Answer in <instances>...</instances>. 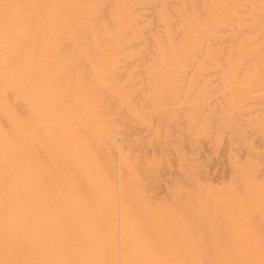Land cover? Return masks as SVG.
I'll return each instance as SVG.
<instances>
[{"label": "rangeland", "instance_id": "obj_1", "mask_svg": "<svg viewBox=\"0 0 264 264\" xmlns=\"http://www.w3.org/2000/svg\"><path fill=\"white\" fill-rule=\"evenodd\" d=\"M163 1L167 4H165ZM213 3L214 5H212ZM15 5H20V8L18 7L19 11L17 12H15V10H11V7L12 9H14L13 7ZM0 8L5 12H8L9 10L10 13H8L12 14L13 12L14 15V17L12 15L13 19L11 18L10 20L12 26L9 23L4 24V22L0 21V32L4 30V27L8 29L13 27L12 30L14 31V33L13 31H10L9 33L5 34V37L7 36V46L5 45L6 47L0 48V61L4 60V62H8V64L4 67H32L36 69L43 65L42 67L44 69L62 68V70L67 72V74L69 76H72V78L76 77L77 74L79 75V79L81 80L82 84L84 83V86L82 87L81 85V87H76L77 85H74V87L78 88L79 90L81 89L82 92H85V90L88 91L89 89L92 90L93 88L95 89L93 90L96 92L97 88H99L98 90H101V92L104 93L100 97L98 95L101 94L98 90L95 95H93V90L89 91V93L93 92V94L91 93L90 95L94 96V98L92 96L91 99L93 106L92 112L94 111V114L91 112L89 114L90 116H84L85 118L81 117V121L79 122V124L81 122L84 123H81L82 128L80 130L83 131L82 135H85L87 126L89 127V125L93 122V125L107 123L105 125H107L110 130L113 129V132L111 131L108 134V138H100V142H103V144L98 143L99 145L101 144L100 146L98 144H94L96 142H90L88 145L90 147H88L89 151L91 155L96 157V159L101 163L104 169L107 170L104 171H106L107 173L110 172L111 181L115 178L114 175L120 176L123 182L128 181L129 209L131 210V213L138 219L139 223H141L145 227H147L148 225L150 226L152 230L151 239L155 240L157 245L160 244L162 249L165 251L167 249H164V245L166 246V248L167 246L168 248H171L173 247L174 243H178L182 246V251L186 250L184 251V255H186V257L184 258H186V260H188L189 256L195 252L197 253V256L200 257V259H202L203 257L209 259L208 260L203 258V264H208L209 262L210 264H223L224 262L225 264H246V262L247 264H256L254 262L256 260L258 264H264V256H261L264 255V252H262L264 251V244H262L264 243V186H262L264 185V168H262L264 167V147H262L264 146L262 145L264 144V142H262L264 141V129H262L264 128V104H261V102L264 103V98H262V100L260 99L261 97H264V91H262L264 90L262 89L264 88V60H261L264 59V57H262L264 56V11H262L264 10V0H0ZM16 19H19L18 21L20 22L16 21ZM109 23L110 25H108ZM18 24L23 25V32L18 31ZM8 25H10L11 27ZM21 25L20 28H22ZM74 31L76 34L74 33ZM25 38H29V40H25ZM107 40L109 43L107 42ZM117 41L125 45V48L123 50L119 49V51H121L120 53H123L121 55L119 54V51H117L118 48H114V43H118ZM54 52L57 53L55 54ZM219 52L221 53L219 54ZM81 55L83 56L80 57ZM124 55L129 58L125 59ZM243 56L246 58H244ZM118 59L124 65L123 67L128 69H125V73L129 74L128 79L131 80H128L130 81V84L128 83V87H130L128 89V96L130 98L128 97L127 119V124L129 125L126 124V121L125 126L123 122L124 116L122 113L117 115V111L115 110L116 112L114 111V113L116 114L112 115V108L114 107L115 98L112 100V95L111 97H107L110 93L103 89L100 81L94 80L91 76L93 73H95V68L98 70H96V72H100L104 71L103 68L109 69L110 67L111 69H109L108 71L111 70L116 76H114L112 73L111 75H109L111 71L109 73L106 71L107 74L106 72H104L102 73V75L106 74L108 80H110L111 78H109V76H113L115 77V79L116 77L119 78L121 81H123L122 83H120L121 81H119V79H116L115 81L112 77L111 84L122 86L125 82L124 80L126 78V74H124V76H121L123 74L120 75V72H122L123 68H121L122 70L119 71V67H121L122 64ZM254 59L256 60V62ZM223 60L224 62L222 63ZM77 62H80L81 64H77ZM83 62L84 64H82ZM116 62L119 64H116ZM99 64L102 66H100ZM112 65L116 68L112 67ZM42 67L40 68L43 69ZM260 67L262 68L259 70L258 68ZM90 71H93V73H91ZM258 71H261L262 74ZM85 74H87L88 76H86ZM117 75L120 76L118 77ZM131 77L133 79H131ZM241 79L242 81H240ZM237 80L239 83L237 82ZM89 81L92 82L90 87L89 85H85V83L87 84ZM260 81L262 83H260ZM259 84L262 85L260 86ZM59 86L58 87L60 89L64 90V84H60ZM99 86H101L102 89ZM84 87H87L88 89H84ZM231 87L234 88L233 91ZM249 87H251L252 89ZM59 88L58 91L60 90ZM259 88L262 89V92H260ZM235 90H237V92ZM60 92L64 91L60 90ZM237 93H239V98H237ZM245 94L248 95L247 99ZM103 95H105L107 98L103 97ZM98 97L99 102L97 99ZM255 97H257V100L255 99ZM66 99H68L66 102H68L70 105L67 106L66 102L65 105L68 108L71 107L73 109L72 106L75 107V105H73L74 100H72V97L67 96ZM69 99L72 101H70ZM100 99H103L102 101L106 100L103 106V103H101L102 101ZM258 99L261 102L258 101ZM140 101H142V103ZM237 102L241 103V105ZM106 104H108V107L106 106ZM110 104H112L113 106H110ZM97 105L100 107H98ZM130 106L131 108L129 110ZM76 107L73 109L74 111H76L75 109H79V107ZM97 107L98 109L100 108L99 110H101L103 113L100 111V114L97 110ZM110 107L112 110L108 109ZM260 107L262 110H260ZM133 108L136 110H134ZM106 109L111 111V113L109 111H106L105 113L104 111ZM95 110L97 111L95 112ZM78 113L81 112L78 110ZM112 117H114V119H112ZM102 120L105 121V123H102ZM112 124H115L116 128L119 127V129L114 128L115 126L113 127ZM83 125L86 127L85 129H83ZM169 125L171 126L168 128ZM173 125L175 126V129H173ZM122 126L124 127L122 128ZM125 129H127L128 131H124ZM82 131H80V133ZM114 132L117 135H115ZM122 132L127 134L126 139L128 143L131 144H128V148H125L123 143L119 142L116 139V137L118 135H121ZM181 133L183 134V136H181ZM114 136L115 139H112V137L114 138ZM171 137L173 138V140L171 139ZM161 138L163 141H159ZM180 139L185 140V142L181 141ZM253 140L255 142H253ZM174 141H177L175 142L177 143L176 145ZM112 143L115 148L113 145H111ZM105 144H108L107 146L112 149L108 150V147L106 148ZM230 144L231 146H229ZM97 145L100 149H95ZM102 146H105V148H103ZM132 146L135 149H133ZM258 146L260 148H258ZM123 147L125 148V152H122ZM171 147H174L173 152ZM197 147L201 149L198 150ZM254 147L255 150L253 149ZM236 148L238 151L236 150ZM98 149L99 151H97ZM104 149L107 150L108 153H105L106 151L104 152ZM177 150L183 152V154L178 152ZM110 151L114 152V155H116L114 156ZM153 153L156 156H154ZM110 154L113 156L108 159V155L110 156ZM174 154L175 156H173ZM177 154H180V156L178 157ZM203 154L206 156H204ZM127 155L130 156L128 157ZM244 155L246 156L245 158ZM116 156L118 158H116ZM123 156H127V160H130L131 158L133 162L132 163L130 160V164V162H127L126 160V162L129 163L128 171L132 172L127 173L125 171V175L123 174L124 172L121 167L125 162V160L122 159ZM182 156L184 157V159H186L188 156L189 160L187 159V161L191 164H188L186 160H181L183 158ZM134 162L136 165L134 164ZM229 162H231L233 165ZM214 163L215 166L219 165L221 168L217 166L214 167ZM109 164L111 168H109ZM132 164L133 166H131ZM184 164L187 165V170L186 168H184ZM134 165L135 167L137 166V170ZM179 166L180 168H178ZM188 167L192 171H188ZM222 167H224V169ZM226 167L228 169L232 167V171L230 169L227 170ZM68 168L72 171H75V167L72 164L71 166L69 165ZM129 168H132L133 170H130ZM217 168L219 170H217ZM225 168L228 172L225 170ZM174 169H177V171H175ZM133 171H137V173H134ZM197 171L199 172V174ZM217 171L219 173H217ZM223 171L225 172V174ZM189 172H192L190 173L191 177L188 174ZM184 173L188 174L189 176H184ZM134 175L135 177H133ZM197 175L199 177H197ZM200 175H204L205 177H207L204 180V176L201 177ZM215 175L217 178L215 177ZM247 176H249L250 178ZM136 177L139 183L138 181H134L136 180ZM232 177L234 180L232 179ZM78 179L81 180L80 183H78L79 180L77 182V187L80 184L78 189L82 192H85L87 190L86 185L82 184L84 182L82 181L81 177H78ZM226 180L228 181L226 182ZM113 181L114 183L116 182V184L118 182L116 180ZM135 182L138 184H136ZM171 183L173 184V186ZM134 185L136 187L135 189H132ZM168 185L170 186L168 187ZM82 187L86 189L83 190ZM138 189H142L141 192L138 191ZM137 193H141V195H137ZM204 200L206 201V205L204 204ZM227 203H230L229 207L232 208L228 209V206H225ZM239 205L241 206L243 211L240 209ZM246 206L248 210L250 209L249 212L251 215H249L251 217H247L249 216V212ZM187 208L189 209L187 210ZM145 209L146 211H144ZM231 209L233 210L231 211ZM185 210L187 211V213H185ZM188 211L190 212V214L192 212V214L195 215H190ZM197 211L200 212L198 213ZM160 213H162L163 216ZM186 214L188 215V219L185 220L186 216L184 215ZM228 215H230V217ZM243 215L246 216L245 219H243ZM152 216H156L154 218L157 219H153ZM173 216L177 217L173 218ZM178 216L183 221L178 218ZM227 216L229 218H226ZM169 217L170 219H168ZM224 217L226 218L225 221ZM237 217H240L241 221L243 222H245L246 220V224L252 226V228L247 226L242 237L244 240L241 239L240 242L238 241L239 243L235 241V238L233 239V236L235 235L237 230L235 229L234 231V229L232 228L235 225H238L236 221ZM158 218L161 220H164L166 218L169 221L166 220L162 221L161 223V220H158ZM209 220H211L213 223ZM156 222H158V225L161 226L160 229L157 228L158 225L155 226ZM175 222L177 223V227L175 225ZM224 222H228L230 226L228 223L227 226V224ZM161 224H163L164 228L166 229H164ZM252 224H256V226ZM166 225H168V227ZM180 226H184V228H181ZM236 226L235 228H237ZM169 228L170 230H168ZM180 228L181 231L184 230L182 231L183 233H180ZM256 228L259 229L257 230ZM252 231H254L255 234ZM158 232L160 233V235ZM238 232H240V230ZM172 233H174V235H172ZM173 236H175L176 238ZM162 239H164L167 244H165V242L163 243L164 240ZM215 239L216 241H214ZM170 240L172 245L169 242ZM168 242L171 246L168 245ZM249 242L255 243L250 244ZM199 243L201 244V246ZM208 245L211 246L213 251L215 248V251H212V253L214 254H211V257L210 255H208V252L209 254L211 253V250L209 251L210 248H208L210 246ZM217 245L219 247V252L218 248L216 247ZM185 246H187V248ZM235 248L240 250H235ZM249 248L253 250H250ZM169 250L170 249H168V251ZM254 250H256L259 256L256 254V252L254 256ZM198 251H201L200 254H198ZM238 251L239 253L241 252L244 255L240 256L238 254ZM205 252H207V255ZM232 252L234 253L231 254ZM233 255L234 257L237 255V258H234ZM213 257L215 260H213ZM206 260H208L209 262H205ZM235 260L237 263L235 262Z\"/></svg>", "mask_w": 264, "mask_h": 264}, {"label": "bare ground", "instance_id": "obj_2", "mask_svg": "<svg viewBox=\"0 0 264 264\" xmlns=\"http://www.w3.org/2000/svg\"><path fill=\"white\" fill-rule=\"evenodd\" d=\"M83 1V0H82ZM140 1V0H139ZM174 1V0H173ZM232 1V0H231ZM262 1V0H261ZM164 2V1H163ZM191 2V1H190ZM17 3V2H16ZM165 3V2H164ZM193 3V2H192ZM211 3V2H210ZM262 3V2H261ZM19 4V3H18ZM53 4V3H52ZM86 4V2H85ZM167 4V3H165ZM260 4V3H259ZM50 5V4H49ZM93 5V4H92ZM95 5V4H94ZM141 5V4H140ZM153 5V4H152ZM214 5V3L212 4ZM14 6L11 10H15V12L19 11V7ZM129 6V5H128ZM171 6V5H170ZM200 6V5H199ZM241 6V5H240ZM5 7V6H4ZM19 7V8H18ZM81 7V6H80ZM101 7V6H100ZM215 7V6H214ZM213 7V8H214ZM242 7V6H241ZM259 7V6H258ZM8 8V7H6ZM108 8V7H107ZM187 8V7H186ZM203 8V7H202ZM1 9V8H0ZM154 9V8H153ZM194 9V8H193ZM215 9V8H214ZM95 10V9H94ZM102 11V9H101ZM199 11V10H198ZM226 11V10H225ZM229 11V10H228ZM231 11V10H230ZM264 11V10H262ZM10 13V11L8 10ZM8 12L0 10V21L4 22V24H10L11 18L13 19L14 15L9 14ZM93 12V11H92ZM114 12V11H113ZM162 12V11H160ZM220 12V11H219ZM253 12V11H252ZM21 13V12H20ZM87 13V12H86ZM115 13V12H114ZM182 13V11H181ZM206 13V12H205ZM242 13V12H241ZM18 14V13H17ZM22 14V13H21ZM85 14V13H84ZM107 14V13H106ZM110 14V13H109ZM185 14V13H184ZM232 14V13H231ZM13 15V17H12ZM20 15V14H19ZM18 15V16H19ZM24 15V14H23ZM87 15V14H86ZM85 15V16H86ZM25 16V15H24ZM109 16V15H108ZM196 16V15H195ZM198 16V14H197ZM235 16V15H234ZM246 16V15H245ZM20 17V16H19ZM89 17V16H88ZM128 17V16H127ZM244 17V16H243ZM23 18V17H22ZM21 18V19H22ZM80 18V16H79ZM95 18V17H93ZM141 18V17H140ZM169 18V17H168ZM223 18V17H222ZM231 18V17H229ZM239 18V17H238ZM155 19V17H154ZM15 20V19H14ZM19 20V19H18ZM16 19V21H18ZM67 20V19H66ZM80 20V19H79ZM107 20V19H106ZM161 20V19H160ZM173 20V19H172ZM198 20V19H197ZM214 20V19H213ZM219 20V19H218ZM58 21V20H57ZM99 21V20H98ZM129 21V20H128ZM209 21V20H208ZM261 21V20H260ZM20 22V21H18ZM17 22V23H18ZM89 22V21H88ZM94 22V21H93ZM126 22V21H125ZM139 22V21H138ZM173 22V21H172ZM216 22V21H215ZM241 22V21H240ZM15 23V22H14ZM13 23V24H14ZM54 23V22H53ZM87 23V22H86ZM136 23V22H135ZM155 23V22H154ZM174 23V22H173ZM210 23V22H209ZM61 24V23H60ZM141 24V23H140ZM8 25V26H10ZM21 25V24H20ZM18 24L17 29L19 32H23V25L20 28ZM99 25V24H98ZM97 25V26H98ZM110 25V23L108 24ZM107 25V26H108ZM114 25V24H113ZM121 25V24H120ZM169 25V24H168ZM213 25V24H212ZM231 25V24H229ZM10 26V27H11ZM96 26V25H95ZM138 26V25H137ZM234 26V25H233ZM16 27V26H15ZM19 27V28H18ZM59 27V26H58ZM61 27V26H60ZM88 27V26H87ZM163 27V26H161ZM217 27V26H216ZM226 27V26H225ZM77 28V27H76ZM91 28V27H90ZM111 28V27H110ZM0 33V48H4L7 46V36L5 37L6 33L13 31V27L3 28ZM6 29V30H5ZM16 29V30H17ZM104 29V28H103ZM165 29V28H164ZM217 29V28H216ZM222 29V28H221ZM83 30V29H81ZM80 30V31H81ZM99 30V29H98ZM163 30V29H162ZM166 30V29H165ZM179 30V29H177ZM219 30V29H218ZM158 31V30H157ZM17 32V31H16ZM78 32V31H77ZM98 32V31H97ZM102 32V31H101ZM206 32V31H205ZM259 32V31H258ZM14 33V31H13ZM60 33V32H59ZM75 33V31H74ZM79 33V32H78ZM77 33V34H78ZM103 33V32H102ZM106 33V32H105ZM143 33V30H142ZM172 33V32H171ZM229 33V32H228ZM227 33V34H228ZM3 34V35H2ZM24 34V33H22ZM70 34V33H69ZM76 34V33H75ZM206 34V33H205ZM221 34V33H220ZM261 34V33H260ZM20 35V34H19ZM80 35V34H79ZM83 35V34H82ZM100 35V34H99ZM168 36V35H167ZM172 36V35H171ZM80 37V36H79ZM101 37V36H100ZM157 37V36H156ZM120 38V37H119ZM132 38V37H131ZM135 38V37H134ZM214 38V37H213ZM54 39V38H53ZM165 39V38H164ZM184 39V37H183ZM223 39V38H222ZM25 40H29V38H25ZM31 40V39H30ZM83 40V39H82ZM100 40V38H99ZM103 40V38H102ZM137 40V39H136ZM159 40V39H158ZM186 40V39H185ZM208 40V39H207ZM232 40V39H231ZM78 41V40H77ZM76 41V42H77ZM106 41V40H104ZM166 41V40H165ZM72 42V41H71ZM108 42V40H107ZM118 42V41H117ZM226 42V40H225ZM246 42V41H244ZM254 42V41H253ZM60 43V42H59ZM91 43V41H90ZM109 43V42H108ZM116 43V42H115ZM114 43V48H118L117 51L123 50L125 45L121 43ZM188 43V42H187ZM234 43V42H233ZM238 43V42H237ZM51 44V43H50ZM83 44V43H82ZM146 44V43H144ZM198 44V43H197ZM206 44V43H205ZM211 44V43H210ZM220 44V43H219ZM6 45V46H5ZM59 45V44H58ZM88 45V44H87ZM102 45V44H101ZM237 45V44H236ZM3 46V47H2ZM76 46V45H75ZM176 46V45H175ZM205 46V45H204ZM220 46V45H219ZM225 46V45H224ZM241 46V45H240ZM64 47V46H63ZM71 47V46H70ZM164 47V46H163ZM226 47V46H225ZM78 48V47H77ZM113 48V49H114ZM205 48V47H204ZM212 48V47H211ZM228 48V47H227ZM253 48V47H252ZM144 49V48H142ZM179 49V48H178ZM26 50V49H24ZM59 50V49H58ZM69 50V49H68ZM116 50V49H115ZM195 50V49H194ZM208 50V49H207ZM214 50V49H213ZM218 50V49H217ZM248 50V49H247ZM72 51V50H71ZM77 51V50H76ZM255 51V50H254ZM60 52V51H59ZM119 54H123L120 53ZM137 52V51H136ZM165 52V51H164ZM180 52V51H179ZM225 52V51H224ZM244 52V51H243ZM55 53V52H54ZM57 53V52H56ZM55 53V54H56ZM63 53V52H62ZM92 53V52H91ZM201 53V52H200ZM221 52H219L220 54ZM226 53V52H225ZM127 54V53H125ZM153 54V53H152ZM229 54V53H228ZM242 54V53H241ZM50 55V54H49ZM48 55V56H49ZM68 55V54H67ZM145 55V54H144ZM217 55V54H216ZM234 55V54H233ZM247 55V54H246ZM245 55V56H246ZM55 56V55H53ZM81 55L80 57H82ZM119 56V55H118ZM117 56V57H118ZM125 56V55H124ZM186 56V55H185ZM249 56V55H247ZM253 56V55H252ZM42 57V56H41ZM75 57V56H74ZM94 57V56H93ZM234 57V56H233ZM244 57V56H243ZM250 57V56H249ZM264 57V56H262ZM261 57V58H262ZM57 58V57H56ZM129 58L125 56V59ZM218 58V57H217ZM246 58V57H244ZM251 58V57H250ZM255 58V57H254ZM257 58V57H256ZM260 58V57H259ZM71 59V58H70ZM94 59V58H93ZM116 59V58H115ZM114 59V60H115ZM190 59V58H189ZM206 59V58H205ZM238 59V58H237ZM59 60V59H58ZM75 60V59H74ZM119 60V59H118ZM129 60V59H128ZM141 60V59H140ZM222 60V59H221ZM229 60V59H228ZM250 60V59H249ZM252 60V59H251ZM255 60V59H254ZM264 60V59H261ZM66 61V60H65ZM78 61V60H77ZM104 61V60H103ZM107 61V60H105ZM117 61V60H116ZM120 61V60H119ZM242 61V60H241ZM44 62V61H43ZM96 62V61H95ZM121 62V61H120ZM178 62V61H177ZM221 62V61H220ZM224 60L222 61V63ZM256 62V60H255ZM62 63V62H61ZM94 63V61H93ZM100 63V62H99ZM128 63V62H127ZM126 63V64H127ZM244 63V62H243ZM8 64V62L0 61V264H203V257L197 256V253H192L189 256V259L186 260V255H184V251H182V246L178 243H174L173 247H169L164 245L163 250L162 247L157 245L155 240L151 239L152 230L150 226L147 227L143 226L139 223L138 219L131 213L129 209L128 203V181L123 182L120 176H115L114 179L118 181L117 184L114 181H111L110 172L107 173L106 169L101 165V163L91 155L89 151V143L96 142L94 144L102 143L100 142L101 137H109L108 134L113 129L110 130L108 128L107 123L102 120V123L105 124H97L93 125L89 122V127L87 128L84 126L83 129L86 128V136L82 135L83 131L80 130L82 128L81 117L85 118L84 116H90L89 114L92 112V96L95 95L96 92H90L91 89L85 92H82L81 89L79 90L76 87L84 86L81 80L79 79V75L77 74L76 77L72 78L69 76L67 72L59 68H50V69H43L39 68H18V67H4ZM29 64V63H28ZM50 64V63H49ZM54 64V63H53ZM57 64V63H56ZM66 64V63H65ZM69 64V63H68ZM67 64V66H68ZM76 64V63H75ZM74 64V65H75ZM77 64H81L77 62ZM76 64V65H77ZM84 64V62L82 63ZM88 64V63H87ZM113 64V63H112ZM116 64H119L116 62ZM122 64V62H121ZM231 64V63H230ZM55 65V64H54ZM70 65V64H69ZM92 65V64H91ZM100 65V64H99ZM114 65V64H113ZM112 65V67H114ZM131 65V64H130ZM260 65V64H258ZM45 66V65H44ZM94 66V65H93ZM92 66V68H93ZM102 66V65H100ZM105 66V65H104ZM116 66V65H115ZM122 64L119 71L121 76L125 75V82L120 87L119 85L111 84V78L113 76H109L110 80L107 78L108 68H103L104 71L96 72V68L93 71L91 76L94 80H98L101 83V86L104 90L108 91L107 97H112V100L115 98V103L113 109V114L115 115L114 111H117V115L122 113L124 116V126L125 122L128 119V83L131 81L128 79V73H125V67ZM143 66V65H142ZM195 66V65H194ZM232 66V65H231ZM71 67V66H70ZM128 67V66H127ZM248 67V66H247ZM256 67V66H255ZM74 68V67H72ZM91 68V69H92ZM116 68V67H114ZM230 68V67H229ZM232 68V67H231ZM236 68V67H235ZM262 67L258 68L259 70ZM114 70V69H112ZM128 70V69H127ZM150 70V69H149ZM194 70V69H193ZM226 70V69H225ZM80 71V70H79ZM98 71V70H97ZM107 71V72H106ZM118 71V72H119ZM132 71V70H131ZM220 71V70H219ZM106 72V74L102 75V73ZM117 72V74H118ZM240 72V71H239ZM261 73V71H258ZM90 73V74H91ZM114 75V73L111 71ZM157 73V72H156ZM215 74V73H214ZM258 74V73H257ZM262 74V73H261ZM259 74V75H261ZM88 76L87 74H85ZM120 75H117L118 77ZM116 76V75H114ZM136 76V75H135ZM245 76V75H244ZM81 77V76H80ZM260 77V76H259ZM114 80L119 79L113 77ZM212 78V77H211ZM131 79H133L131 77ZM130 80V81H128ZM166 80V79H165ZM220 80V79H219ZM119 81H121L119 79ZM218 81V80H217ZM242 81V79L240 80ZM253 81V80H252ZM121 81L120 83H122ZM238 82V80H237ZM254 82V81H253ZM117 83V82H116ZM119 83V84H120ZM239 83V82H238ZM255 83V82H254ZM260 83H262L260 81ZM64 84L65 88L60 89L59 85ZM92 82H88L85 85H90ZM130 84V83H129ZM137 84V83H136ZM166 84V83H165ZM193 84V83H192ZM74 85H77L74 87ZM185 85V84H184ZM239 85V84H238ZM254 85V84H253ZM260 85V84H259ZM262 85V84H261ZM260 85V86H261ZM59 86V87H58ZM63 86V87H64ZM99 86V87H101ZM132 86V85H131ZM227 86V85H226ZM250 86V85H249ZM98 87V86H97ZM101 87V89H102ZM221 87V86H220ZM256 87V86H254ZM58 88L60 90L58 91ZM87 88V87H86ZM84 87V89H86ZM132 88V87H131ZM147 88V87H146ZM145 88V89H146ZM183 88V87H182ZM207 88V87H206ZM232 88V87H231ZM230 88V89H231ZM251 88V87H249ZM83 89V88H82ZM88 89V88H87ZM133 89V88H132ZM163 89V88H162ZM186 89V88H185ZM240 89V88H239ZM243 89V88H242ZM252 89V88H251ZM255 89V88H254ZM257 89V88H256ZM264 89V88H262ZM259 88L260 92L264 91ZM91 90V91H92ZM134 90V89H133ZM207 90V89H206ZM223 90V89H222ZM234 88H232V91ZM241 90V89H240ZM262 90V91H261ZM99 91V90H98ZM132 91V90H131ZM199 91V90H198ZM237 92V90H235ZM247 91V90H246ZM60 92V94H59ZM102 96L104 94L99 91ZM146 92V91H145ZM196 92V91H195ZM194 92V94H195ZM241 92V91H240ZM252 92V91H251ZM259 92V94H260ZM93 94L92 96L90 94ZM151 93V92H150ZM249 93V92H248ZM99 94V93H97ZM156 94V93H154ZM162 94V93H161ZM235 94V93H234ZM233 94V95H234ZM257 94V93H256ZM255 94V95H256ZM258 94V95H259ZM71 96L72 100H74L75 107H79L78 110L73 109L67 106L70 105L66 102L68 99L67 96ZM136 95V94H135ZM203 95V94H202ZM239 93H237V98ZM246 95V94H245ZM115 96V97H114ZM138 96V95H137ZM143 96V95H142ZM141 96V97H142ZM214 96V95H213ZM218 96V95H217ZM216 96V97H217ZM242 96V93H241ZM240 96V97H241ZM103 97H106L103 95ZM106 97V98H107ZM117 97V99H116ZM236 97V96H235ZM248 95H246L247 99ZM260 97V96H258ZM70 98V97H69ZM94 98V96H93ZM103 98V99H106ZM130 98V97H129ZM234 98V97H233ZM245 98V97H244ZM257 97H255L256 99ZM261 97L260 99L262 100ZM71 99V98H70ZM69 99V100H70ZM99 102V97L97 98ZM102 99V100H103ZM134 99V98H133ZM149 99V98H148ZM243 99V97H242ZM245 99V100H246ZM249 99V98H248ZM254 99V98H253ZM70 100V101H72ZM101 100V99H100ZM101 100V101H102ZM139 100V99H138ZM142 100V98H141ZM144 100V99H143ZM200 100V99H199ZM222 100V99H221ZM238 100V99H237ZM250 100V99H249ZM252 100V99H251ZM257 100V99H256ZM255 100V101H256ZM106 101V100H105ZM101 103L102 106L104 102ZM130 101V100H129ZM182 101V100H181ZM258 101H260L258 99ZM65 102L67 103L65 105ZM142 103V101H140ZM154 102V101H152ZM186 102V101H185ZM188 102V101H187ZM221 102V101H220ZM249 102V101H247ZM252 102V101H251ZM261 102V101H260ZM254 102V103H260ZM95 103V102H94ZM109 103V102H107ZM132 103V102H130ZM136 103V102H135ZM238 103V102H237ZM245 103V102H244ZM99 104V103H97ZM113 104V103H112ZM110 104V106L112 105ZM196 104V103H195ZM212 104V103H211ZM241 105V103H238ZM261 104H264L261 102ZM101 105V104H99ZM96 106V105H95ZM98 106V105H97ZM108 107V104H106ZM105 106V108H106ZM113 106V105H112ZM168 106V104H167ZM171 106V105H170ZM187 106V105H186ZM259 106V105H258ZM262 106V105H261ZM76 107V108H77ZM100 107V106H98ZM97 107V110L100 111ZM144 107V105H143ZM149 107V106H147ZM131 106L129 107L130 110ZM142 108V107H141ZM102 109V107H101ZM109 110L111 109L108 108ZM111 109V110H112ZM134 109V108H133ZM140 109V108H139ZM147 109V108H146ZM145 109V110H146ZM163 109V108H162ZM188 109V108H187ZM95 110V112L97 111ZM105 110L104 112L106 113ZM136 110V109H134ZM260 110L261 107H260ZM115 111V112H116ZM133 111V110H132ZM143 111V110H142ZM176 111V110H175ZM102 112V111H101ZM111 113V111H109ZM131 112V111H130ZM129 112V113H130ZM153 112V111H152ZM169 112V111H168ZM182 112V111H181ZM192 112V111H191ZM241 112V111H240ZM94 114V111L92 112ZM103 113V112H102ZM109 113V114H110ZM171 113V111H170ZM255 113V112H254ZM97 114V113H96ZM101 114V113H100ZM121 114V115H122ZM133 114V113H132ZM137 114V113H134ZM140 114V113H139ZM104 115V114H103ZM131 115V114H130ZM167 115V114H166ZM182 115V114H181ZM219 115V114H218ZM98 116V115H97ZM96 116V117H97ZM158 116V115H157ZM168 116V115H167ZM239 116V115H238ZM111 117V116H110ZM116 117V116H115ZM138 117V115H137ZM171 117V116H170ZM92 118V117H90ZM103 118V117H102ZM109 118V117H108ZM165 118V117H164ZM172 118V117H171ZM185 118V117H184ZM200 118V117H199ZM222 118V117H221ZM97 119V118H95ZM107 119V117H106ZM114 119V117H112ZM116 119V118H115ZM134 119V118H133ZM143 119V118H142ZM214 119V118H213ZM261 119V118H260ZM85 120V119H84ZM88 120V119H86ZM111 120V119H109ZM136 120V119H135ZM138 120V119H137ZM140 120V119H139ZM178 120V119H177ZM96 121V120H95ZM99 121V120H98ZM175 121V119H174ZM101 122V121H100ZM99 122V123H100ZM107 122V121H106ZM112 122V121H111ZM146 122V121H145ZM205 122V121H204ZM96 123V122H95ZM121 123V122H119ZM128 121L126 122V124ZM144 123V122H143ZM160 123V122H159ZM173 123V122H172ZM86 124V123H85ZM169 124V123H168ZM205 124V123H204ZM113 125V124H112ZM122 125V124H121ZM129 125V124H127ZM126 125V126H127ZM241 125V124H240ZM92 126V127H90ZM115 124L113 125V127ZM120 126V125H119ZM122 126V128L124 127ZM154 126V125H153ZM152 126V127H153ZM171 125L168 126V128ZM184 126V125H183ZM162 127V126H161ZM167 127V126H166ZM173 129L175 126L173 125ZM116 128V126L114 127ZM119 129V127H117ZM116 128V129H117ZM121 128V129H122ZM126 128V127H125ZM157 128V127H156ZM209 128V126H208ZM154 129V128H153ZM182 129V128H181ZM264 129V128H262ZM123 130V129H122ZM130 130V129H129ZM157 130V129H156ZM166 130V129H165ZM169 130V129H168ZM177 130V129H176ZM80 131H82L80 133ZM121 131V130H119ZM124 131H128L125 129ZM171 131V130H170ZM174 131V130H173ZM251 131V130H250ZM249 131V132H250ZM257 131V130H256ZM260 131V130H259ZM143 132V131H142ZM160 132V131H159ZM179 132V131H178ZM214 132V131H213ZM252 132V131H251ZM258 132V131H257ZM129 133V132H128ZM150 133V132H149ZM168 133V132H167ZM172 133V132H171ZM226 133V132H225ZM234 133V132H233ZM240 133V131H239ZM115 134V132H114ZM179 134V133H178ZM182 134V133H181ZM180 134V135H181ZM117 135V134H115ZM170 135V134H168ZM173 135V134H172ZM185 135V133H184ZM210 135V134H209ZM217 135V134H216ZM113 136V135H112ZM153 136V134H152ZM159 136V135H158ZM183 136V134L181 135ZM187 136V135H186ZM185 136V140H186ZM227 136V135H226ZM240 136V135H239ZM111 137V136H110ZM174 137V136H173ZM127 134L122 132L121 135H118L116 139L119 142H122L125 148H128V141H127ZM147 138V137H143ZM154 138V137H153ZM177 138V137H176ZM194 138V137H193ZM227 138V137H226ZM233 138V137H232ZM112 139H115L112 137ZM173 140V138L171 137ZM244 139V138H243ZM250 139V138H249ZM258 139V138H257ZM108 140V139H107ZM111 140V138H110ZM162 138L159 140L161 141ZM181 141L185 142V140L180 139ZM179 140V141H180ZM226 140V139H225ZM229 140V139H228ZM256 140V139H255ZM117 141V142H118ZM137 141V140H136ZM156 141V140H155ZM163 141V140H162ZM171 141V140H170ZM236 141V140H235ZM260 141V140H259ZM262 141V140H261ZM109 142V141H108ZM177 141H174V143ZM182 142V144H183ZM225 142V141H224ZM253 142H255L253 140ZM257 142V141H256ZM264 142V141H262ZM105 143V142H104ZM180 143V142H178ZM192 143V142H190ZM215 143V141H214ZM227 143V141H226ZM246 143V142H244ZM116 144V143H115ZM121 144V143H120ZM172 144V143H171ZM177 143H175L176 145ZM236 144V143H235ZM239 144V142H238ZM262 144V143H260ZM99 145V144H98ZM95 148H99V145ZM106 148L108 144H105ZM113 145V143L111 144ZM131 145V144H130ZM156 145V144H155ZM189 145V144H188ZM197 145V144H196ZM256 145V144H255ZM264 145V144H262ZM114 146V145H113ZM172 146V145H171ZM194 146V145H193ZM210 146V145H209ZM231 146V144L229 145ZM89 147V148H88ZM103 147V146H102ZM122 147V146H121ZM119 147V148H121ZM123 147L122 152H125V148ZM156 147V146H155ZM159 147V146H158ZM178 147V146H177ZM176 147V148H177ZM180 147V145H179ZM178 147V148H179ZM182 147V146H181ZM212 147V146H211ZM227 147V145H226ZM241 147V146H240ZM264 147V146H262ZM261 147V148H262ZM105 148V146L103 147ZM101 148V149H103ZM115 148V146H114ZM113 148V150H114ZM133 148V146H132ZM172 148V147H171ZM185 148V147H184ZM191 148V147H190ZM198 148V147H197ZM258 148H260L258 146ZM100 149V148H99ZM99 149L97 151H99ZM108 150L112 148H107ZM135 149V148H133ZM142 149V148H141ZM170 149V148H169ZM174 147L172 148L173 152ZM201 149V148H200ZM198 148V150H200ZM247 149V148H246ZM255 150V147L253 148ZM257 149V148H256ZM94 150V149H92ZM168 150V149H167ZM181 150V149H180ZM220 150V149H217ZM233 150V149H231ZM230 150V151H231ZM237 150V148H236ZM259 150V149H258ZM96 151V152H97ZM102 151V150H101ZM106 151V152H105ZM117 151V150H116ZM143 151V150H142ZM146 151V150H145ZM178 151V150H177ZM238 151V150H237ZM240 151V150H239ZM94 152V151H93ZM105 153H108L107 150L104 149ZM112 152V151H110ZM130 152V151H129ZM140 152V151H139ZM154 152V151H153ZM183 154V152L178 151ZM201 152V151H199ZM223 152V151H222ZM233 152V151H232ZM236 152V151H235ZM259 152V151H258ZM98 153V152H97ZM102 153V152H101ZM209 153V151H208ZM224 153V152H223ZM256 153V152H255ZM262 153V152H261ZM111 154L114 155V152ZM108 155V159L111 158L113 155ZM130 154V153H129ZM148 154V153H147ZM154 154V153H153ZM181 154V155H182ZM192 154V153H191ZM214 154V152H213ZM219 154V153H218ZM227 154V153H226ZM249 154V153H248ZM107 155V154H106ZM116 155V154H115ZM114 155V156H115ZM149 155V154H148ZM169 155V154H168ZM204 155V154H203ZM222 155V154H221ZM257 155V154H256ZM97 156V155H95ZM100 156V154H99ZM118 156V153H117ZM116 156V158H118ZM128 156V155H127ZM122 157L125 162L121 166L123 169V174L130 172L128 171V161L130 160L128 157ZM137 156V155H136ZM142 156V155H141ZM154 156H156L154 154ZM158 156V155H157ZM163 156V155H162ZM175 156V154L173 155ZM179 157L180 154H177ZM184 156V155H183ZM182 156V157H183ZM194 156V155H193ZM198 156V155H197ZM206 156V155H204ZM148 157V156H147ZM164 157V156H163ZM171 157V156H170ZM181 157V158H182ZM215 157V156H214ZM225 157V156H224ZM223 157V158H224ZM246 156L244 155V158ZM255 157V156H254ZM260 157V156H258ZM115 158V159H116ZM121 158V156H120ZM125 158V159H124ZM174 158V157H173ZM190 158V157H189ZM234 158V157H233ZM252 158V157H251ZM103 159V158H102ZM107 159V160H108ZM147 159V158H146ZM162 159V158H161ZM176 159V158H175ZM186 159L184 157L181 160ZM221 159V158H220ZM253 159V158H252ZM127 160V162H126ZM172 160V159H171ZM179 160V159H178ZM189 160V159H188ZM198 160V159H197ZM203 160V158H202ZM205 160V159H204ZM226 160V159H225ZM250 160V159H249ZM103 161V160H102ZM122 161V160H121ZM180 161V160H179ZM194 161V160H193ZM212 161V160H211ZM215 161V158H214ZM218 161V159H217ZM222 161V160H221ZM219 161V162H221ZM259 161V160H258ZM257 161V162H258ZM106 162V161H104ZM132 162V160H131ZM130 162V164H131ZM148 162V161H147ZM152 162V161H151ZM167 162V161H166ZM183 162V161H182ZM196 162V160H195ZM223 162V161H222ZM226 162V161H225ZM249 162V161H248ZM114 163V162H113ZM133 163V162H132ZM156 163V162H155ZM175 163V162H174ZM173 163V164H174ZM199 163V162H198ZM201 163V162H200ZM231 163V162H229ZM261 163V162H260ZM74 165L75 171L70 170L68 167ZM111 164V163H110ZM109 164V168L110 167ZM135 164V162H134ZM147 164V163H146ZM182 164V163H181ZM188 164H191L188 162ZM206 164V163H204ZM217 164V163H216ZM223 164V163H221ZM232 164V163H231ZM243 164V163H242ZM118 165V164H117ZM136 165V164H135ZM134 165V167H135ZM175 165V164H174ZM172 165V166H174ZM183 165V164H182ZM226 165V164H225ZM230 165V164H229ZM233 165V164H232ZM133 166V164L131 165ZM170 166V165H169ZM176 166V165H175ZM178 166V165H177ZM181 166V165H180ZM180 166L178 168H180ZM203 166V165H202ZM217 166V165H216ZM215 163H214V167ZM223 166V165H222ZM228 166V165H227ZM231 166V165H230ZM73 167V166H72ZM137 167V166H136ZM135 167V168H136ZM160 167V166H159ZM190 167V166H189ZM188 167V171L191 170ZM197 167V166H196ZM199 167V166H198ZM207 167V166H206ZM217 167H220L219 165ZM229 167V166H228ZM115 168V167H114ZM113 168V169H114ZM140 168V167H139ZM156 168V167H155ZM184 168L187 170V165L184 164ZM194 168V167H193ZM221 168V167H220ZM224 169V167H222ZM227 168V167H226ZM225 168V170H226ZM264 168V167H262ZM120 169V168H119ZM118 169V170H119ZM130 169V168H129ZM170 169V168H169ZM199 169V168H198ZM222 169V170H223ZM230 170L232 169L229 168ZM227 168V170H229ZM234 169V167H233ZM106 170V171H104ZM117 170V169H116ZM130 170H133L132 168ZM137 170V168H136ZM177 171V169H174ZM196 170V169H195ZM207 170V169H206ZM212 170V168H211ZM217 170H219L217 168ZM226 170V171H227ZM240 170V169H239ZM121 171V170H120ZM126 171V172H125ZM172 171V170H171ZM187 171V172H188ZM192 171V170H191ZM232 171V170H231ZM132 172V171H131ZM130 172V173H131ZM137 173V171H133ZM141 172V171H140ZM159 172V171H158ZM173 172V171H172ZM198 172V171H197ZM206 172V171H205ZM224 172V171H223ZM228 172V171H227ZM234 172V171H233ZM129 173V174H130ZM133 173V174H134ZM192 172L188 174L191 177ZM196 173V172H195ZM213 173V172H211ZM216 173V172H214ZM217 173H219L217 171ZM222 173V171H221ZM159 174V173H158ZM163 174V172H162ZM188 174L184 173V176ZM199 174V172H198ZM225 174V172H224ZM228 174V173H227ZM249 174V173H247ZM137 175V174H135ZM135 175L133 177H135ZM188 175V176H189ZM193 175V174H192ZM229 175V174H228ZM251 175V174H250ZM260 175V174H259ZM132 176V174H131ZM154 176V175H153ZM170 176V175H169ZM176 176V175H175ZM201 177L204 175H200ZM209 176V175H208ZM232 176V175H231ZM230 176V177H231ZM86 185L87 190L82 192L77 187V182L80 183V179ZM112 177V176H111ZM117 177V178H116ZM138 177V176H137ZM136 177V180L138 181ZM185 177V178H186ZM194 177V176H193ZM197 177H199L197 175ZM207 177V176H206ZM205 176L203 179L205 180ZM216 177V175H215ZM249 177V176H247ZM257 177V176H256ZM262 177V176H261ZM128 178V176H127ZM210 178V177H208ZM217 178V177H216ZM250 178V177H249ZM260 178V177H259ZM134 179V178H133ZM189 179V178H188ZM202 179V180H203ZM222 179V178H220ZM229 179V178H228ZM233 179V177H232ZM178 180V179H177ZM201 180V179H200ZM203 180V181H204ZM208 180V179H207ZM211 180V179H210ZM234 180V179H233ZM154 181V180H153ZM224 181V180H223ZM228 180H226L227 182ZM193 182V181H192ZM207 182V181H206ZM212 182V181H211ZM222 182V181H219ZM136 183V182H135ZM139 183V181H138ZM136 183V184H138ZM168 183V182H167ZM178 183V182H177ZM231 183V182H230ZM141 184V183H140ZM166 184V183H165ZM172 184V183H171ZM176 184V183H175ZM185 184V183H184ZM191 184V183H190ZM83 186V185H82ZM170 185H168L169 187ZM173 186V184H172ZM191 186V185H190ZM264 186V185H262ZM81 187V186H80ZM84 187V186H83ZM82 187V188H83ZM132 187V189H135ZM157 187V186H156ZM182 187V186H181ZM86 188H83L86 189ZM138 188V185H137ZM136 188V189H137ZM141 188V187H140ZM180 188V186H179ZM145 189V188H144ZM167 189V188H166ZM195 189V188H194ZM142 190V189H141ZM140 189L138 191L141 192ZM146 190V189H145ZM179 190V189H178ZM135 191V190H133ZM159 191V190H158ZM166 194V193H165ZM255 194V193H254ZM137 195H141L137 193ZM172 197V196H171ZM170 197V198H171ZM245 197V196H244ZM227 198V197H226ZM133 199V198H132ZM131 199V200H132ZM205 199V198H204ZM223 199V198H222ZM144 200V199H143ZM134 201V200H133ZM147 202V201H146ZM206 201L204 200V204ZM134 203V202H133ZM137 203V202H135ZM141 203V202H140ZM201 203V202H200ZM139 204V203H138ZM137 204V205H138ZM230 203H227L225 206H228V209L232 208L229 207ZM135 205V204H134ZM148 205V204H147ZM166 205V204H165ZM195 205V204H194ZM172 206V205H171ZM240 206V205H239ZM244 206V205H243ZM136 207V206H135ZM170 207V206H169ZM203 207V206H202ZM245 207V206H244ZM186 208V207H185ZM247 208V206H246ZM189 208H187L188 210ZM234 209V208H233ZM231 209V211L233 210ZM240 209L242 210L241 206ZM239 209V210H240ZM152 210V209H151ZM155 210V209H153ZM201 210V209H200ZM207 210V208H206ZM205 210V211H206ZM248 210V208H247ZM246 210V211H247ZM250 210V209H249ZM248 210V212H249ZM146 211V209L144 210ZM177 211V210H176ZM243 211V210H242ZM157 212V211H155ZM182 212V211H181ZM198 212V211H197ZM200 212V211H199ZM198 212V213H199ZM259 212V211H258ZM148 213V212H147ZM159 213V212H158ZM176 213V212H175ZM185 213L187 211L185 210ZM190 214V212L188 211ZM194 213V212H193ZM247 213V212H246ZM253 213V212H252ZM154 214V213H153ZM162 215V213H160ZM192 214V212H191ZM190 214V215H191ZM210 214V213H209ZM250 212L248 213V215ZM156 215V213H155ZM173 215V213H172ZM183 215V214H182ZM189 215V216H190ZM195 215V214H192ZM204 215V214H203ZM245 215V214H244ZM243 215V216H244ZM251 215V214H250ZM247 217H251V216ZM253 215V214H252ZM163 216V215H162ZM167 216V215H166ZM184 216H188L187 214ZM197 216V214H196ZM225 216V215H224ZM230 217V215H228ZM226 218H229V217ZM256 216V215H255ZM141 217V216H139ZM153 217V216H152ZM156 217V216H154ZM153 217V219H155ZM161 217V216H160ZM165 217V215H164ZM177 216H173V218ZM185 220L188 219V217ZM223 217V216H222ZM244 216L243 219H245ZM253 217V216H252ZM257 217V216H256ZM162 218V217H161ZM172 218V216H171ZM178 218H180L178 216ZM177 218V219H178ZM190 218V217H189ZM199 218V217H198ZM224 217V221L226 219ZM157 219V218H156ZM155 219V220H156ZM170 219V217L168 218ZM168 219L158 220L166 221ZM181 219V218H180ZM191 219V218H190ZM196 219V218H194ZM247 219V218H246ZM253 219V218H252ZM251 219V220H252ZM157 220V221H158ZM182 220V219H181ZM248 220V219H247ZM250 220V219H249ZM169 221V220H168ZM174 221V220H173ZM179 221V220H178ZM183 221V220H182ZM188 221V220H187ZM212 222L211 220H209ZM229 221V219H228ZM231 221V220H230ZM237 228L232 227L235 231L237 230L233 239L235 241H241L243 239V234L245 229L249 226L245 222L241 221V218L237 217ZM168 223V222H166ZM165 223V224H166ZM174 223V222H173ZM183 223V222H182ZM213 223V222H212ZM211 223V224H212ZM228 223V222H224ZM155 224V223H154ZM164 224V225H165ZM229 224V223H228ZM227 224V226H228ZM158 222H156V225ZM163 226V224H161ZM170 225V224H169ZM177 227V223L175 222ZM181 225V224H180ZM251 225V224H250ZM255 225L256 224H252ZM159 226V227H158ZM157 228L160 229V225ZM168 227V225H166ZM165 226V227H166ZM200 226V225H199ZM198 226V227H199ZM222 226V225H221ZM225 226V225H224ZM230 226V224H229ZM181 227V226H180ZM196 227V226H194ZM164 228V226H163ZM172 228V227H171ZM181 228H184L182 226ZM180 228V231H181ZM162 229V228H161ZM166 229V228H164ZM173 229V228H172ZM257 230L259 228H256ZM170 230V228L168 229ZM188 230V228H187ZM186 230V231H187ZM201 230V227H200ZM227 230V229H226ZM240 230V232H238ZM253 230V229H252ZM165 231V230H164ZM184 231V230H182ZM180 233H183V232ZM203 231V229H202ZM229 231V230H228ZM160 232V231H159ZM158 232V233H159ZM174 232V231H173ZM251 232V231H250ZM249 232V233H250ZM254 233V231H252ZM163 233V232H162ZM165 233V232H164ZM176 233V232H175ZM230 233V232H229ZM171 234V233H170ZM255 234V233H254ZM262 234V233H261ZM160 235V233H159ZM162 235V234H161ZM165 235V234H164ZM163 235V236H164ZM174 235V233H172ZM171 235V236H172ZM184 235V234H183ZM182 235V236H183ZM203 235V234H202ZM168 236V235H167ZM166 236V237H167ZM181 236V237H182ZM250 236V235H249ZM255 236V235H254ZM259 236V235H258ZM162 237V236H161ZM175 237V236H173ZM192 237V235H191ZM165 238V237H163ZM176 238V237H175ZM174 238V239H175ZM179 238V237H178ZM188 238V237H187ZM248 238V237H246ZM255 238V237H254ZM258 238V237H257ZM256 238V239H257ZM167 239V238H166ZM170 239V238H169ZM183 239V238H181ZM218 239V238H217ZM164 240V239H162ZM168 240V239H167ZM166 240V241H167ZM211 240V239H210ZM244 240V239H243ZM242 240V241H243ZM251 240V239H250ZM249 240V241H250ZM258 240V239H257ZM183 241V240H182ZM216 241V239L214 240ZM165 240L163 241V243ZM171 243V240L169 241ZM168 242V245H169ZM173 242V241H172ZM178 242V241H177ZM180 242V240H179ZM196 242V241H195ZM194 242V244H195ZM238 242V243H239ZM187 243V242H186ZM213 243V242H212ZM244 243V242H243ZM255 243V242H249ZM261 243V242H260ZM165 244H167L165 242ZM184 244V242H183ZM193 244V245H194ZM200 244V243H199ZM215 244V243H214ZM264 244V243H262ZM172 245V243H171ZM169 245V246H171ZM219 245V244H218ZM218 248L219 252V247ZM244 245V244H243ZM242 245V247H243ZM247 245V244H246ZM199 246V245H198ZM201 246V244H200ZM210 246V245H208ZM240 246V244H239ZM248 246V245H247ZM187 248V246H185ZM195 247V246H194ZM197 247V246H196ZM205 247V245H204ZM223 247V246H222ZM231 247V246H229ZM227 247V248H229ZM209 251L211 252L208 255L214 254L212 253L211 246ZM257 248V247H256ZM168 249H170L168 251ZM200 249V248H199ZM250 250H253L249 248ZM226 250V249H225ZM228 250V249H227ZM234 250V249H231ZM235 250H240L235 248ZM167 251V252H166ZM189 251V250H187ZM191 251V250H190ZM215 251V248H214ZM213 251V252H214ZM223 251V250H222ZM246 251V250H245ZM201 251H198L200 254ZM224 252V251H223ZM256 250H254L255 256ZM264 252V251H262ZM261 252V253H262ZM207 255V252H205ZM232 252L231 254H233ZM245 253V252H244ZM229 254V253H228ZM236 254V253H235ZM238 254L243 256L241 252ZM257 254V252H256ZM247 255V254H246ZM258 255V254H257ZM200 256V255H199ZM205 256V255H204ZM225 256V255H224ZM227 256V255H226ZM237 256V255H236ZM233 257L237 258V257ZM259 256V255H258ZM264 256V255H261ZM252 257V256H250ZM226 258V257H225ZM249 258V257H248ZM254 258V257H253ZM252 258V260H253ZM257 258V257H255ZM211 259V258H210ZM259 259V258H258ZM209 260V259H208ZM206 260L205 262H207ZM212 260V259H211ZM213 260L214 257H213ZM223 260V259H222ZM225 260V259H224ZM238 260V259H237ZM251 260V258H250ZM261 260V259H260ZM259 260V263H260ZM227 261V259H226ZM232 261V260H231ZM245 261V259H244ZM209 262V261H208ZM236 262V260H235ZM256 264L257 260L254 261ZM213 263V261H212ZM215 263V262H214ZM237 263V262H236ZM206 264V263H205ZM210 264V262L208 263ZM225 264V262L223 263ZM247 264V262H246ZM253 264V263H252ZM262 264V263H261Z\"/></svg>", "mask_w": 264, "mask_h": 264}]
</instances>
